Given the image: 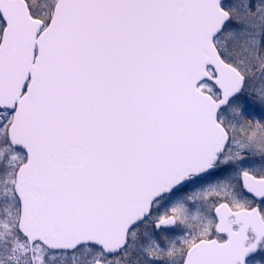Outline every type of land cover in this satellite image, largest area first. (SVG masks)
Instances as JSON below:
<instances>
[{
    "label": "snow or ice",
    "instance_id": "obj_1",
    "mask_svg": "<svg viewBox=\"0 0 264 264\" xmlns=\"http://www.w3.org/2000/svg\"><path fill=\"white\" fill-rule=\"evenodd\" d=\"M0 264H264V0H0Z\"/></svg>",
    "mask_w": 264,
    "mask_h": 264
}]
</instances>
